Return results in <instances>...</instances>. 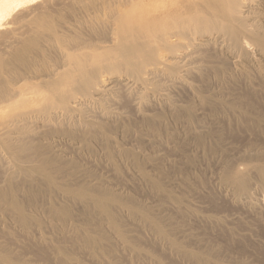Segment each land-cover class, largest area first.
Here are the masks:
<instances>
[{
	"label": "rangeland",
	"instance_id": "374dc122",
	"mask_svg": "<svg viewBox=\"0 0 264 264\" xmlns=\"http://www.w3.org/2000/svg\"><path fill=\"white\" fill-rule=\"evenodd\" d=\"M129 2L36 0L11 13L0 27V108L14 99L10 85L46 96L54 81L43 78L60 67L62 53L107 44L110 18L137 0ZM198 55L205 71L188 77L192 92L169 93L176 104L169 111L145 97L149 117L136 119L130 97L117 90L113 107L126 120L73 131L40 128L14 160L31 162L30 170L10 179L0 168V260L264 264V209L226 197L239 194L240 179L249 194L264 189L258 173L264 167V72L244 57L234 70L222 52ZM150 87L164 89L158 80ZM195 109H201L198 118ZM54 147L66 159L57 158Z\"/></svg>",
	"mask_w": 264,
	"mask_h": 264
},
{
	"label": "bare ground",
	"instance_id": "6f19581e",
	"mask_svg": "<svg viewBox=\"0 0 264 264\" xmlns=\"http://www.w3.org/2000/svg\"><path fill=\"white\" fill-rule=\"evenodd\" d=\"M35 1L0 0V27L11 13ZM123 1L132 5L131 0ZM148 1L137 0L132 10L110 18L111 40L107 44L89 52L62 53L60 67L43 78L54 81L46 96L37 98L21 85L8 86L14 101L0 108L2 178L15 179L30 170L31 162L14 160L21 159L19 152L40 128L73 131L92 129L100 121L126 120L127 116L113 107L117 90L130 97L136 119L149 117L143 110L145 97L152 99L153 107L168 111L176 107L169 93L180 87L192 92L188 77L197 78L206 69L198 55L203 49L224 53L234 70H240L244 57L263 75L264 0H169L159 4ZM204 23H210L212 28H197ZM157 80L164 89L156 91L150 87ZM106 102L110 104L105 105ZM192 114L200 117L201 109ZM197 129L202 131L203 127ZM53 153L66 159L61 148L54 147ZM258 173L264 182V167ZM237 187L239 194H226L227 199L245 208L264 209V189L249 194L244 179L237 181ZM99 207L107 212L106 205ZM0 264L11 263L1 259Z\"/></svg>",
	"mask_w": 264,
	"mask_h": 264
}]
</instances>
